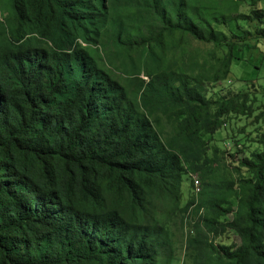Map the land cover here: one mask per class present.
I'll return each instance as SVG.
<instances>
[{"label":"trees","instance_id":"16d2710c","mask_svg":"<svg viewBox=\"0 0 264 264\" xmlns=\"http://www.w3.org/2000/svg\"><path fill=\"white\" fill-rule=\"evenodd\" d=\"M263 63L264 0H0V264H264Z\"/></svg>","mask_w":264,"mask_h":264},{"label":"rangeland","instance_id":"374dc122","mask_svg":"<svg viewBox=\"0 0 264 264\" xmlns=\"http://www.w3.org/2000/svg\"><path fill=\"white\" fill-rule=\"evenodd\" d=\"M232 69H233L232 72H231L232 79H237V78L249 79V78H252V75H250L251 72H255L256 75L258 76V80L256 81L255 84L256 85H260V84H263L264 83V63L262 65V67L260 66V69L259 70L250 69V68H244L243 70H241L240 68L237 67L236 64L233 65V68ZM220 86H221L220 89H222L224 92L226 90H229L230 91V89L232 91H240V90H244V89L248 88L249 87V84H247L246 82H242V81H239V82L233 81V84L232 83H222ZM216 89H218V88H216ZM216 89H214V91ZM208 91L212 92L211 89H209ZM222 134H223V130L218 131L215 134V139H217V136H220ZM254 136L255 135H253V137ZM239 157H240V155L238 154V155H236L235 158L238 159ZM185 189L186 188H184V190ZM175 248H176L175 253H174L175 254V257H176V262L175 263L176 264H181L182 256H183V242H182V237H181L180 234H178V236H177Z\"/></svg>","mask_w":264,"mask_h":264},{"label":"built area","instance_id":"2783aa9c","mask_svg":"<svg viewBox=\"0 0 264 264\" xmlns=\"http://www.w3.org/2000/svg\"><path fill=\"white\" fill-rule=\"evenodd\" d=\"M194 184H195V186H197V185H198V181L195 180V181H194ZM196 191H198V189H196Z\"/></svg>","mask_w":264,"mask_h":264}]
</instances>
